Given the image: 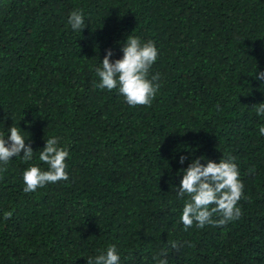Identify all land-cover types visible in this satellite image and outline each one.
<instances>
[{
	"label": "trees",
	"instance_id": "obj_1",
	"mask_svg": "<svg viewBox=\"0 0 264 264\" xmlns=\"http://www.w3.org/2000/svg\"><path fill=\"white\" fill-rule=\"evenodd\" d=\"M128 35L158 49L150 106L96 86L105 50L120 59ZM258 72L264 0H0V133L20 127L34 151L0 165V264H87L109 245L119 264H158L165 250L168 264H264ZM53 136L69 179L24 193V170H47L38 156ZM228 157L244 185L240 219L185 231L181 169Z\"/></svg>",
	"mask_w": 264,
	"mask_h": 264
},
{
	"label": "clouds",
	"instance_id": "obj_2",
	"mask_svg": "<svg viewBox=\"0 0 264 264\" xmlns=\"http://www.w3.org/2000/svg\"><path fill=\"white\" fill-rule=\"evenodd\" d=\"M67 23L72 30L81 32L86 26L83 10L73 9ZM121 52L120 59L110 60L113 52L111 49L105 50L103 60L94 69L96 77L99 78L96 86L108 91L117 90L131 107L150 106L161 87L158 73L149 78V70L158 58V49L150 40L142 43L139 37L128 35ZM255 78L264 81V72L255 73ZM253 106L257 116L264 115V103ZM21 132V128L17 126L9 127L7 136L0 133V165L6 166L17 156L25 163L33 159L34 151ZM259 133L264 136V126L259 127ZM59 139L55 136L47 139L39 152L38 159L48 166L47 170H41L38 166H30L24 170V193L35 192L48 184L69 179L65 163L69 152L59 146ZM21 152L23 155H20ZM185 159V156H180L178 162L183 164ZM6 170V167H0V172ZM181 172L179 187L175 189L178 198L187 197L180 216L185 231L194 224L198 229L207 225L221 227L240 219L242 211L237 205L243 196L244 185L232 157L221 159L219 163L208 160L205 164L201 163L200 158H196L186 169H181ZM12 215V211H6L3 218L8 220ZM169 243L173 249L178 248L176 242ZM161 255L165 258L159 259L158 264H168L166 250ZM119 262L120 256L115 245H109L106 252L87 260V264Z\"/></svg>",
	"mask_w": 264,
	"mask_h": 264
}]
</instances>
